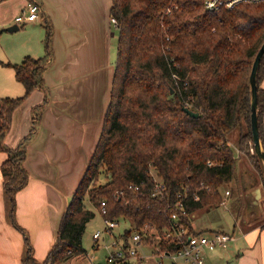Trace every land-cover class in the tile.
<instances>
[{"label": "trees", "instance_id": "1", "mask_svg": "<svg viewBox=\"0 0 264 264\" xmlns=\"http://www.w3.org/2000/svg\"><path fill=\"white\" fill-rule=\"evenodd\" d=\"M206 1L112 0L110 17L117 22L119 39L110 104L91 163L44 262L35 258L27 234L16 220V196L29 180L25 162L33 134L15 149L6 148L4 143L15 110L32 92L44 88L47 64L44 58L31 56L21 64H8L24 95L0 100V152L8 154L1 171L7 220L25 236L22 264H70L85 255L83 237L96 217L86 200L99 212L101 203L106 202L103 220L129 223L123 232L116 233L120 238L129 239L147 224L159 232L171 229L173 213L180 215L189 235H197L193 219L198 212L222 205L228 188L232 214L237 221L243 216L238 152L254 164L264 187V167L251 154L249 88L251 69L264 43V1L218 12L207 11ZM44 26L50 57L52 29L48 23ZM263 79L264 57L257 76L264 148ZM185 108L198 117H190ZM235 133L237 149L231 139ZM152 171L165 188L162 196H155ZM102 173L104 184L99 182ZM130 185L139 186V191L130 190ZM181 199L186 216L176 208ZM157 243L161 251L175 253L186 242Z\"/></svg>", "mask_w": 264, "mask_h": 264}, {"label": "crops", "instance_id": "2", "mask_svg": "<svg viewBox=\"0 0 264 264\" xmlns=\"http://www.w3.org/2000/svg\"><path fill=\"white\" fill-rule=\"evenodd\" d=\"M32 2L42 10L41 20L30 24V30L40 32L37 54L22 53L10 63L21 64L26 56H45V23L52 29L51 56L44 73V88L32 92L15 110L4 145L17 148L31 127L35 129L25 162L28 185L16 196V220L27 234L35 258L44 262L101 137L117 63L112 62V54L118 53L119 37L111 32L112 0H0L1 32L15 25L16 18ZM113 41H117V48ZM23 92L24 88L16 89L12 95ZM44 104V109L39 110ZM7 157V153L0 152V264H22L25 236L6 217L1 167ZM244 172L242 169L241 187ZM255 180L251 189H260L262 214H246L250 191L244 190L243 216L237 221L232 214L234 228L238 225L240 234L227 251L207 255L208 264H264V187L259 177ZM227 190L231 199V190ZM210 232L217 231H205ZM86 255L72 259L70 264H90Z\"/></svg>", "mask_w": 264, "mask_h": 264}, {"label": "built area", "instance_id": "3", "mask_svg": "<svg viewBox=\"0 0 264 264\" xmlns=\"http://www.w3.org/2000/svg\"><path fill=\"white\" fill-rule=\"evenodd\" d=\"M264 0H207L205 8L209 12H218L221 9L232 10L242 3L258 4ZM42 10L37 3L32 2L23 10L22 15L15 20L16 24L37 23L41 20ZM112 24L117 25L115 19H112ZM253 152V151H252ZM213 163L209 162V166ZM151 175L155 181L157 193L155 196H162L165 188L152 171ZM130 190L139 191V186L130 185ZM121 192L120 194H122ZM226 196L222 205H226V199L230 195V191H225ZM106 202L101 203L100 214H107ZM177 210L181 215L186 216L187 211L184 205V199L176 203ZM172 228L164 229L159 232L153 225H145L142 230L133 232L129 239L125 237H117L116 230L119 227V222L115 220H104L105 227L98 230L93 235L94 247L98 248L99 241H105V237H110L112 242L109 245H104V248L109 252L106 259V264H124L126 261L134 262L135 264H150L149 260L153 259L156 264H208L207 255H212L218 252H224L229 249L231 243L237 240L234 233L210 232L199 233L197 235H189L188 230L182 225L181 217L178 213L171 215ZM185 240V246L175 253L161 251L157 242ZM129 241V242H127ZM92 261V259H89ZM218 264V263H216Z\"/></svg>", "mask_w": 264, "mask_h": 264}, {"label": "rangeland", "instance_id": "4", "mask_svg": "<svg viewBox=\"0 0 264 264\" xmlns=\"http://www.w3.org/2000/svg\"><path fill=\"white\" fill-rule=\"evenodd\" d=\"M21 15L22 14H20L19 16ZM25 24H22L21 29L14 33L5 32V31L1 32L2 30H0V100L6 98H18L24 95V92L22 93V95L21 94L12 95L14 94L12 92H14L16 89H22L23 87L21 84H19V82H17L15 77V72L11 67L8 66V64H12L10 62L17 60L18 55L22 53L37 54V49H38L37 44L39 43L40 32H34L30 30L31 23H25ZM111 32L114 33L115 37L118 39L119 31L117 30L114 24L112 25ZM113 46L117 48V41H113ZM114 50L115 49H112V52H115ZM43 58L45 59L46 64H48L49 62L48 60L50 59V57H48L47 51ZM113 60L114 61L117 60V53L112 54V62ZM114 66H116V64H114ZM109 84H111V75H110ZM33 129L34 128L31 127L30 131H28L27 135L25 136V139H27L31 134L34 133ZM237 135L238 133H235L231 138L233 143L232 145L236 149L238 148L237 144L235 145ZM25 139H23L22 142ZM5 147L8 148L7 145ZM251 154H253L252 150H251ZM237 155L239 156L237 177L240 179L241 170L245 169L251 172L256 178H258L259 175L254 169L253 166L254 164L245 156V154L238 152ZM27 158H28V147H27ZM99 182L100 184L106 183V177L103 173L100 176ZM86 203L88 208L91 211H93L96 215L95 219H93L88 224L86 232L83 237L84 248L87 251L86 258L90 264H106V259L108 257L109 252L104 248V245H109L112 242V239L110 237H105V241L102 240L99 241L100 246L98 248L94 247L95 242L92 239V235L97 231V229L102 230L105 227V225L99 210L89 205L88 200H86ZM261 216L264 217V215ZM256 220H261V219H256ZM253 222H255V220H253ZM235 223L236 221L234 220L231 212L230 198H228V203L226 205H220L214 207L208 210L207 212L205 211L198 212L195 218L193 219L194 228L198 233H205V231L213 230V231L224 232L229 234L234 233L235 236L238 237V235L240 234V228H238V225L237 227L234 228ZM263 223H264V219H263ZM128 224H129L128 222H125L123 220L120 221V225L117 228L116 233L123 232L126 227L128 228ZM249 224L250 222H248L246 225ZM89 259H92V261H90ZM208 260H210V257H208ZM149 263L156 264L153 259H150Z\"/></svg>", "mask_w": 264, "mask_h": 264}, {"label": "water", "instance_id": "5", "mask_svg": "<svg viewBox=\"0 0 264 264\" xmlns=\"http://www.w3.org/2000/svg\"><path fill=\"white\" fill-rule=\"evenodd\" d=\"M20 30L19 25L15 24L11 27L4 29L5 32L14 33ZM264 57V43L259 49L253 67L251 69L250 77H249V88H250V95H251V131L253 136V153L257 156L259 161L261 162L262 166L264 167V148L262 145V141L260 138V129H259V114H258V84H257V76L258 70L261 65V61ZM1 106V103H0ZM184 111L193 118H197L198 115L196 113L191 112L188 109H184ZM255 176L245 170L243 173L242 178V188L245 191H250V196H248V210L246 212L247 215L253 213L255 215L260 216L262 214V205L260 202L261 199V192L260 189H251L256 184ZM252 190V191H251Z\"/></svg>", "mask_w": 264, "mask_h": 264}]
</instances>
